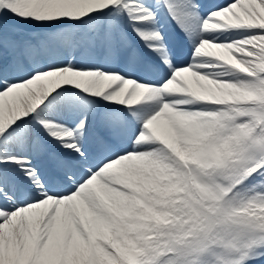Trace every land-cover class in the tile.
Wrapping results in <instances>:
<instances>
[{"label": "snow or ice", "instance_id": "obj_1", "mask_svg": "<svg viewBox=\"0 0 264 264\" xmlns=\"http://www.w3.org/2000/svg\"><path fill=\"white\" fill-rule=\"evenodd\" d=\"M0 264H264V0H0Z\"/></svg>", "mask_w": 264, "mask_h": 264}]
</instances>
